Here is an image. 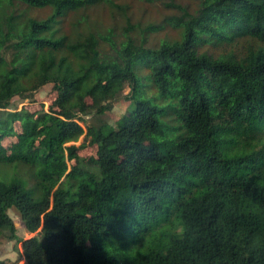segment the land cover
<instances>
[{
  "label": "trees",
  "instance_id": "trees-1",
  "mask_svg": "<svg viewBox=\"0 0 264 264\" xmlns=\"http://www.w3.org/2000/svg\"><path fill=\"white\" fill-rule=\"evenodd\" d=\"M192 1L142 31L175 39L118 49L101 0H0V238L10 209L40 229L23 264H264V0ZM46 84L57 110L8 111ZM125 87L88 172L66 144Z\"/></svg>",
  "mask_w": 264,
  "mask_h": 264
},
{
  "label": "rangeland",
  "instance_id": "rangeland-1",
  "mask_svg": "<svg viewBox=\"0 0 264 264\" xmlns=\"http://www.w3.org/2000/svg\"><path fill=\"white\" fill-rule=\"evenodd\" d=\"M168 0H156L149 2L147 0H101L100 4L90 11L89 17L91 21L99 22L100 26L105 32L109 31L113 44L119 49L128 39H130L136 46L143 43L145 39V46L149 48L158 47L162 42H170L177 37V33L170 26L165 28L142 34L145 26L150 23L158 24L165 17L177 13L176 10L165 7ZM173 3L184 7L193 8L195 2L192 0H172ZM47 11L34 12L33 15L37 17H45ZM106 47V46H105ZM142 87L139 89L141 96L153 99L156 102L157 93L151 83L146 80L141 81ZM56 98V93L52 89L51 84L42 86L34 93L31 99H22L20 97H13L10 102V109L8 111L25 110L34 113L40 110L49 112L54 107L53 102ZM130 88L125 87L121 94H119L113 101L110 102V109L103 115H89L83 118L79 125L83 128V134L73 142L66 145H73L76 148V156L80 161V166L84 170L92 173L97 172V168L92 164V160L96 158V145L90 142L89 137H85L86 128L88 126L97 127L98 125L115 126L118 119H120L131 105ZM89 104L90 100L86 98ZM18 125H15L16 132ZM74 162H68L70 167ZM8 216L11 218L15 228L16 239H9L7 232H4L0 238V262L3 264H23L24 259L21 254V242L25 239L31 238L36 233H27L24 229L23 223L20 220L18 213L14 209L8 210Z\"/></svg>",
  "mask_w": 264,
  "mask_h": 264
}]
</instances>
